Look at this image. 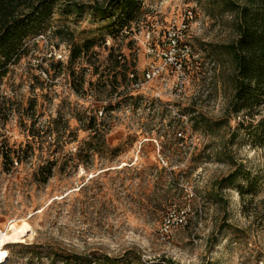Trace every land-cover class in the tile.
Returning a JSON list of instances; mask_svg holds the SVG:
<instances>
[{
  "label": "rangeland",
  "instance_id": "1",
  "mask_svg": "<svg viewBox=\"0 0 264 264\" xmlns=\"http://www.w3.org/2000/svg\"><path fill=\"white\" fill-rule=\"evenodd\" d=\"M143 4L148 17L131 31L89 14L56 15L50 28H71L92 50L72 60V45L49 30L1 87L0 230L14 220L29 230L3 245L4 264H254L257 254L264 264V220L254 219L264 211V145L245 129L232 138L251 121L230 114L235 66L220 52L236 39L233 18L209 16L196 0ZM184 24L194 53L185 89L169 65L148 81L165 65L154 53L166 47L165 34ZM31 125L64 142L13 164L12 153L32 142ZM51 165L53 177L43 180L47 169H39Z\"/></svg>",
  "mask_w": 264,
  "mask_h": 264
},
{
  "label": "trees",
  "instance_id": "2",
  "mask_svg": "<svg viewBox=\"0 0 264 264\" xmlns=\"http://www.w3.org/2000/svg\"><path fill=\"white\" fill-rule=\"evenodd\" d=\"M196 2L209 16H215L217 13L222 16L231 15L233 18L236 39L228 45L220 46L221 54L231 58L235 66V92L230 114L240 116L245 113L251 122L247 127L240 123L239 131L235 132L232 138L237 139L241 129H245L253 138L254 144L264 145V0H196ZM86 14L97 21L112 20L109 28L131 31L144 23L149 13L144 7L143 0H87V2L81 0H0V89L10 77L12 68L28 57L32 48L37 47L36 44L31 46V40L38 41L39 37H45L48 32H51L49 30H52L53 36L60 39L62 43L72 45V60L91 51L93 44L89 41L77 44L76 35L71 28L67 26L50 28L51 20L56 15L70 19L72 16L80 18ZM116 61L118 63V58ZM187 67L188 61L185 62V71ZM5 109L6 103L4 102L0 104V121L4 118ZM34 109L35 107H32L24 112L28 113ZM20 114L23 118L27 116L21 112ZM96 122L97 118L91 117L88 130L94 131ZM203 123H206L209 128H220L224 124L207 120ZM1 131L0 123V136H2ZM28 131L32 142L26 148H19L12 153L13 164L15 161L17 164L24 163L36 155V152L45 153L48 149L51 152L52 147H56L54 149L56 153L65 139V136L59 135L57 131L36 128L35 125H31ZM102 138H105L104 135L99 134L93 137V139ZM88 146L91 147V143H88ZM46 169L47 176L43 180H50L54 173L53 165L40 168L38 174ZM238 174L239 172L234 173L222 182L224 185H232L237 181ZM216 190H218L217 186ZM262 202L264 204V201ZM256 215L254 219L264 220V211ZM226 227L236 236L246 237L247 235L246 231L242 232L232 226ZM32 252L34 254L35 249ZM101 260L106 264L117 263L107 257L96 258V261ZM252 263L263 264L259 254L254 256Z\"/></svg>",
  "mask_w": 264,
  "mask_h": 264
},
{
  "label": "built area",
  "instance_id": "3",
  "mask_svg": "<svg viewBox=\"0 0 264 264\" xmlns=\"http://www.w3.org/2000/svg\"><path fill=\"white\" fill-rule=\"evenodd\" d=\"M189 14V19H192V13H188ZM187 31V25H182L180 28H177L176 25L172 26L165 38H166V42H165V48L163 49L162 52L158 53V52H154L157 53V57H166V62L165 65L160 67H153L152 70H150L147 75L146 78L149 80H151L153 77L156 78L158 77V75H161L164 70L165 67L167 65L173 67L174 72L176 73V77H177V87L179 89H181V91H183L185 89V85L187 83V74L185 71V62L189 61L190 58L194 57V53L192 50V47L186 43L185 41H183L184 38V34ZM177 53V58L175 59V61H173L172 59H168V54L172 55L173 53L176 54ZM156 55V54H155ZM161 55V56H160ZM134 77V76H133ZM168 225H171V220L169 219L167 221ZM167 228H169V226H167Z\"/></svg>",
  "mask_w": 264,
  "mask_h": 264
},
{
  "label": "bare ground",
  "instance_id": "4",
  "mask_svg": "<svg viewBox=\"0 0 264 264\" xmlns=\"http://www.w3.org/2000/svg\"><path fill=\"white\" fill-rule=\"evenodd\" d=\"M28 231L26 220L20 222L14 220V222L9 225L7 232L0 230V264H4L9 257V252L3 249V245L8 242L20 241L25 235L27 236Z\"/></svg>",
  "mask_w": 264,
  "mask_h": 264
}]
</instances>
